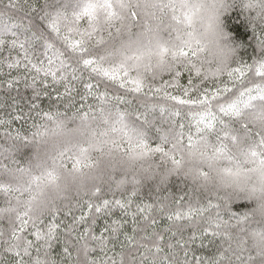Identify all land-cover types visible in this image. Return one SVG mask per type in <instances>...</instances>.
Here are the masks:
<instances>
[{
	"label": "snow or ice",
	"instance_id": "snow-or-ice-1",
	"mask_svg": "<svg viewBox=\"0 0 264 264\" xmlns=\"http://www.w3.org/2000/svg\"><path fill=\"white\" fill-rule=\"evenodd\" d=\"M123 7L124 0H43L39 6L29 3V0L23 2L7 0L0 6V53L5 49L9 52L7 57L0 60V66L6 65L8 69H16L23 64L29 72H35L30 78V83L29 77H23L25 87L33 90L32 98L27 101L28 112H24L22 108L9 106L11 111L6 113L8 118H0V127L4 128L3 139L20 141L25 146L30 145V137L37 133L25 134L19 128L12 129L13 123L33 119L31 128H39L35 117L54 119L53 111L40 107L38 101L41 96H48L49 93L36 87L38 80L44 85V89L48 87L49 77L53 84L63 83L64 92L58 94L59 100L65 96L71 97L75 91L72 82H83L84 73L87 72L88 82L83 83L86 91L80 97L82 101L95 97L101 105L109 101L117 102V106L123 103L131 105L124 96H110L107 89L102 92L94 91L101 81L113 82L120 88L157 101L148 104L141 102L140 107L131 113L134 122L140 126L134 129L138 132L136 141L132 142L128 138L124 144L113 142L112 147L129 152L134 159L158 157L159 164L171 163L173 167L161 175L159 185L166 186L170 177L179 176L182 156L174 151L178 144L181 146L186 144L191 148L194 143H205L212 149L215 158H222L229 165L235 163V167L228 166L223 169L227 175L239 176L264 169V132L253 131L243 119L246 112L259 105L257 119L264 120V26L257 28L256 25L249 24L256 37L257 48L262 53L254 57L251 63L237 59L225 72L217 70L210 77L202 75L201 68L195 63L190 62V65L183 67L178 64L175 71L167 74L170 79L165 80L162 77L159 84L155 81L146 83L143 77L133 76L124 64L105 63V58L96 54V49L103 43L101 18L105 24L111 26L121 19L117 9ZM249 8L250 5L245 4L242 10L244 12ZM131 15L134 20L137 19L135 12ZM36 18L44 22V28L34 25ZM174 19L180 23V17L176 16ZM183 19L187 25H191V16L188 13H184ZM40 48L43 49L40 55L44 59L34 60L33 57ZM13 50H18L16 57H12ZM168 53L169 49L162 46L161 57ZM196 54L190 44L171 50L174 60L189 56L194 58ZM185 73L187 83L182 84L181 80ZM41 74L43 79L40 78ZM94 78H99L95 85L91 82ZM20 79L21 77H14L8 80L7 87L13 88ZM84 107L85 105L81 104L77 111L87 119L89 112L93 111V105L88 104L87 111H82ZM37 109L40 110L35 111ZM99 110L104 111L103 108ZM116 110L120 122H124L126 128L125 117L129 113L121 111L119 107ZM157 110L160 113L159 118L155 115ZM33 112L35 117L32 116ZM56 113L66 114L58 109ZM158 119L161 124H168L170 127L158 125ZM152 129L158 134L155 140L149 139V131ZM124 135L128 137V132L125 131ZM173 140L175 142H172ZM0 147L3 145L0 144ZM234 149H240V155L244 157L243 162L234 155ZM88 152L89 148L82 146L80 155L69 157V161L64 163L63 167H70L75 171L92 167L94 162L87 156ZM10 164L17 165L16 171H24L16 153H13L11 161L7 158L0 161V196L5 198L16 192L23 195L19 188L14 187L5 178L11 171ZM244 165L253 167L248 168ZM199 175L206 178L207 172L201 169ZM47 178L54 182L57 177L49 170ZM33 180L39 181L40 177L34 176ZM142 182L137 176H120L115 179L113 188H107L113 199L104 198L105 188L98 186L82 203L78 201L63 208H54L47 216L50 218L47 222L45 218L36 221L29 218L26 212L19 213L15 225L7 236L0 223V237H3L0 239V246H3L4 252L12 255L13 264H125V253L123 251L117 253L118 259L109 256L108 245L117 238L126 221L122 223L121 220L113 219L111 223L105 222L104 228L97 234L95 231L97 220L102 216H111L115 209H119L125 216H131L134 225L139 216L143 221L150 222V226H154L158 223L152 215L155 211L163 214L172 224L183 225L174 231L168 229L172 237L179 234L180 238L176 239L175 244L165 243L163 234L155 231L151 234L145 232V235L136 241L138 255L129 254L127 264H264V251L253 254L246 247L245 238L236 235L235 239L239 242L233 245L232 230L239 228L251 218V209L235 212L230 204L225 206L224 197L220 194L194 188L178 197L172 193L158 197L156 204H136L133 211V198L138 195ZM129 185L131 190L128 191L126 198H115L117 191H127ZM159 190L158 186L157 191ZM185 196L188 197L187 201ZM77 207L80 209V215L74 214ZM61 214L65 217L70 216L71 222L65 224L60 218ZM30 226L33 229L31 235L34 240L25 235ZM185 229L190 230L187 239L183 236ZM239 231L243 232L244 229L239 228ZM61 232L64 234L63 239ZM206 239L208 245L215 248V252L210 256L197 255L191 245L199 240L200 246L204 247ZM125 240L128 245H132L134 237L125 234ZM58 241L63 246L59 261L52 256V249ZM120 246L121 249L125 248L123 243ZM33 249L36 252L35 256ZM97 250L103 255L94 257L93 253ZM180 252L183 253L182 257Z\"/></svg>",
	"mask_w": 264,
	"mask_h": 264
},
{
	"label": "clouds",
	"instance_id": "clouds-1",
	"mask_svg": "<svg viewBox=\"0 0 264 264\" xmlns=\"http://www.w3.org/2000/svg\"><path fill=\"white\" fill-rule=\"evenodd\" d=\"M124 3L125 7L117 9L121 19L113 25L105 24L101 18L103 43L96 49V54L103 56L105 63L124 64L133 76L143 77L146 83L159 81L175 71L178 64L183 67L195 63L201 68L202 75L209 77L217 70L225 72L232 66L238 59L236 49L228 42L229 34L223 29L221 20L223 14L232 8L243 9L249 4L250 8L244 11L246 19L257 28L264 26V0H124ZM132 12L137 14V19L132 18ZM184 13L191 16L190 26L184 22ZM176 16L180 17V23L174 19ZM189 44L197 53L194 58H172V49ZM162 46L169 49L163 57L160 55ZM141 102L157 101L143 96L139 104ZM117 107L129 113L125 117L126 128L125 123L120 122ZM100 108L104 111L101 112ZM134 109L136 107L132 105L122 108L109 101L95 105L87 119L77 110L71 114L60 111L66 113L64 115L53 111L52 120L39 118V128L33 127L30 131L37 133L30 137L32 152L21 161L24 171H16L17 165L10 164L11 171L5 176L23 192V195L16 192L8 198L0 196V223L5 236L15 225L19 213L26 212L29 218L39 221L49 216L54 208L83 201L98 186L113 188L115 179L120 176H137L143 182L160 181L161 175L173 167L171 163L159 164L158 157L134 159L129 152L112 147L113 142L124 144L128 138L136 141L138 132L134 129L140 126L131 115ZM259 111L258 105L246 112L243 119L253 131L264 132V120L257 119ZM125 131L128 137H125ZM151 132L149 139H153ZM0 144L3 145L0 147V161L5 158L11 161L13 153L18 158L20 141L3 139ZM82 146L89 148L87 156L94 162L93 166L79 171L63 167L69 157L80 155ZM174 151L182 156L179 177L194 188L220 194L225 206L241 200L254 202L251 218L239 226L244 231L232 230L233 245L239 242L235 239L239 235L246 239V247L253 254L264 251V169L239 176L227 175L223 169L235 167V163L229 165L222 158H215L212 149L203 142L194 143L191 148L178 144ZM233 153L243 162L240 149H234ZM201 169L207 172L206 178L199 175ZM49 170L57 177L54 182L47 178ZM34 176H39L40 180H33Z\"/></svg>",
	"mask_w": 264,
	"mask_h": 264
},
{
	"label": "trees",
	"instance_id": "trees-1",
	"mask_svg": "<svg viewBox=\"0 0 264 264\" xmlns=\"http://www.w3.org/2000/svg\"><path fill=\"white\" fill-rule=\"evenodd\" d=\"M7 0H0V6H2L3 3H6ZM23 2V0H21ZM29 3H34L36 5H40L43 3V0H29ZM222 20V27L223 29L229 34L228 36V42L232 44V46L236 49L237 58L241 61L251 63V60L254 57H257L261 55L262 53L257 48L256 43V37L253 34V31L251 27L249 26V21L246 19L245 13L242 9L239 8H232L231 10L225 12L223 16L221 17ZM27 22V21H25ZM34 25L38 28H44V22L40 21L38 18L34 20ZM36 30V28H34ZM43 52V49L40 48L38 52L36 53V56L33 57L34 60L38 59H44L40 53ZM9 55V52L7 49L0 53V60H3L5 57ZM18 55V50L12 51V57H16ZM22 58V57H21ZM35 72H29L26 68H24L23 64L16 69H8L6 65L0 66V118H8L6 116L7 112L11 111V107L9 106H15L17 109L22 108L24 112H28L29 105L27 103L28 100L32 98L33 90L30 87H25V80L23 77H29L28 82L30 83L31 76H34ZM87 72L84 73L85 80L83 82H72L73 87L75 88V91L72 93L71 97L65 96L61 99H57L58 94H61L64 92V84H53L51 82V78L49 77L47 80L48 87L47 89H44V85L40 83V81H37L36 87L41 90H45L49 93L48 96L42 95L40 98V107L44 110H51L56 111L57 109L61 112H66L68 114H71L72 112H75L78 108H80L81 104H84L85 107L82 109V111H87V105L92 104L93 107L97 104H99V101L95 97H89L86 101H82L80 99L81 95L85 94V89L83 87L84 82L87 81ZM14 77H21V79L15 83L14 87L9 89L7 87V81L13 79ZM41 79H43V74H41ZM99 78H94L91 82L95 85L96 80ZM163 79L167 80L170 79V77L165 76ZM157 84L160 83V81H156ZM182 84L187 83V74L185 73L182 80ZM105 89L109 92L110 96L114 95H120L124 96L126 101H130L132 106H135L136 108L140 107L139 101L143 98L142 94L134 93L131 91H128L126 89L120 88L118 84H115L110 81H101L98 88H94V91L102 92ZM147 91V89H145ZM169 91L175 92V89H169ZM15 101V103H14ZM114 103H117L113 101ZM65 105H68V107H65ZM120 107H128L129 104L123 103L119 105ZM40 109H37L35 111H39ZM143 111V109H141ZM15 114V113H14ZM156 117L159 118L160 113L157 110L155 113ZM32 116L35 117V112L32 113ZM39 117H35V120L37 121ZM179 119V118H177ZM34 123L33 119H28L25 121H17L14 122L11 126L12 129L19 128L21 132H24L25 134L30 133L31 131V125ZM158 125L166 128L167 124H161L160 120H157ZM3 135H4V128L0 127V143L3 142ZM151 135L153 136V140H155V137L158 135L155 132V129H152ZM32 152V148L30 145H21L19 151H18V158L23 161L27 157L30 156ZM160 187V190L157 191V187ZM140 191L136 197L133 198L134 202L132 205V210H135L136 204H144V203H157L158 197H163L168 195V193H172L174 196H179L184 193H188L191 190L194 189V187L191 185L190 182L186 181L183 177L179 176H172L169 178L168 183L166 186L159 185V181H147L142 182V184L139 186ZM131 190V186H128L127 191H117L115 193V198H126L128 195V191ZM89 197H85V199H88ZM104 198L113 199L112 193L108 192L107 188H105V194ZM188 200V197L185 196V201ZM83 201H81L82 203ZM98 202V201H97ZM252 207H254V202L249 201H237L231 204V208L235 212H242L246 210H250ZM86 210V209H85ZM75 215H80V209L77 207L74 209ZM152 215L157 219L158 223L154 226H150V222L143 221L141 217H137V223L134 225L133 220L131 216H125L119 209H115L113 214L111 216H102L97 220V223L95 225V231L97 234L100 233V231L104 228L105 222L111 223L113 219L121 220L122 223L126 221V223H123V227L120 231V233L117 235V238L113 241H111L108 245L109 251L108 255L116 257L117 253H120L123 251L125 253V264H127V259L129 254H136V249L138 247V244L136 241L140 240V237L145 235V232L148 234H151L153 231L161 233L165 236V243L171 242L175 244L176 239H179V234L176 237H172L171 231L168 229L171 228V230H177L178 228L182 227V224H172L169 222L166 217L163 214L157 213L153 211ZM61 219L65 221V224L71 222V217H65L63 214H61ZM46 222L49 217H46ZM135 227V231H134ZM141 229H144L145 231H141ZM33 229L31 226L29 227L28 231L25 232V235L29 239H35L31 232ZM125 234L129 236L134 237V241L132 245H128V242L125 240ZM61 238L63 239L64 234L61 232ZM190 235V230L185 229L183 232V236L185 239ZM144 243H150V241H143ZM121 243L125 245L124 249H121ZM114 245V247H113ZM204 247L200 246V241L197 240L195 244L191 245L193 249H195L197 255H204V256H210L215 252V248L211 245H208L207 239L204 241ZM62 244L58 241L53 249H52V256L56 258L58 261L61 259L62 256ZM33 255H36L35 249L32 250ZM142 251V249H141ZM167 251V249H166ZM103 254L97 250V252L93 253V256H102ZM183 253L180 252V256L182 257ZM118 259V257H116ZM0 264H13V257L10 253H6L3 251V246H0Z\"/></svg>",
	"mask_w": 264,
	"mask_h": 264
}]
</instances>
